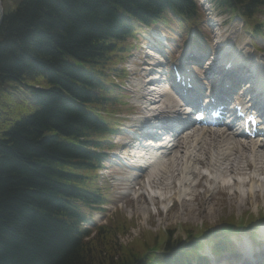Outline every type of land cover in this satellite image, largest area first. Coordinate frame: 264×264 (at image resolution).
Instances as JSON below:
<instances>
[{"label": "trees", "instance_id": "obj_1", "mask_svg": "<svg viewBox=\"0 0 264 264\" xmlns=\"http://www.w3.org/2000/svg\"><path fill=\"white\" fill-rule=\"evenodd\" d=\"M9 1L0 97L18 105L0 111V264H124L135 248L97 256L74 231L78 204L96 203L86 174L99 163L89 150L104 127L90 109L112 107L104 80L115 72L127 21L145 22L157 0ZM232 2L248 13L261 0ZM26 102L29 113L6 122ZM119 229L107 234L111 241Z\"/></svg>", "mask_w": 264, "mask_h": 264}, {"label": "bare ground", "instance_id": "obj_2", "mask_svg": "<svg viewBox=\"0 0 264 264\" xmlns=\"http://www.w3.org/2000/svg\"><path fill=\"white\" fill-rule=\"evenodd\" d=\"M177 2L182 3L179 0ZM256 87L260 91L259 84ZM147 95L143 93L141 98H156L158 92L153 89V92ZM163 104L166 107L171 106L167 98L163 100ZM179 149L181 156L175 154ZM163 158L167 159L161 165L157 163L154 167L150 166L152 173L146 176L144 186L150 195L158 198L155 201L161 202L162 205L171 202L172 196L181 198L176 218L190 217L194 212H198V216L202 217L206 211L213 215L210 209L199 205L204 199L208 206H212L218 200L225 201L229 198L237 205L239 211L248 203L257 206L259 194L264 197V180H261L264 175L263 142L242 145L230 134L202 137L201 134L189 132L183 139L174 140L172 147L164 151ZM226 163L234 165L227 167ZM190 180L194 181L193 187ZM203 182L207 186L205 189H201ZM219 183L223 190L218 189L209 194V186L212 185L215 189ZM225 190L229 193H225ZM138 210L146 215L145 206H140ZM226 213L218 211V215H224L218 223L230 217L229 212Z\"/></svg>", "mask_w": 264, "mask_h": 264}, {"label": "rangeland", "instance_id": "obj_3", "mask_svg": "<svg viewBox=\"0 0 264 264\" xmlns=\"http://www.w3.org/2000/svg\"><path fill=\"white\" fill-rule=\"evenodd\" d=\"M5 7H10V1L5 0V2H2V6ZM135 57L133 58L134 60L138 57V54L135 53ZM127 61H130V59H127ZM127 68L129 70L128 72V81L126 83V88L128 90V94H131V97L134 96V86L136 85V76L134 75V71H132L133 68H131L127 64ZM0 96L2 94L0 93ZM8 102L9 105H8ZM27 102L24 104V106L13 116L6 118V122H11L15 120L16 117H21L24 115H27L30 111V108L27 106ZM17 102H12L11 100L8 101V99L4 97H0V111L3 109L4 114L10 113L9 111L14 110L16 111L17 109ZM2 119V117L0 118ZM4 121V120H2ZM0 124L2 122L0 121ZM107 174L110 175H115L119 174L118 172H115L113 168H109L107 171ZM106 172H102L101 176L102 178L108 182V176ZM120 177L117 176L115 177L114 181H109L108 183H111L113 187L112 188V193L110 195V204L107 206V209H110V211L106 214H100L96 216L97 224H102L105 223L106 218L113 213V208L116 206H120L121 209L118 210L117 212L121 214V218L119 220V230L115 231L114 235V240L111 241L110 235L104 236L103 240H97V242H93L90 245V249L93 250L94 254L97 256H101L102 254L107 255L109 251L112 253L114 252L116 246H120L122 249L127 247H133V248H140L144 246L145 244H149L152 240L153 235H162L167 236L170 232H174L176 230L177 234L178 233H183V228H195V225H200V221L198 222L197 220L202 219L205 223L203 224H214L211 225V227L215 228L217 225V221H220L224 215H218V211H223L224 212H229L228 219L233 222V218L236 216H242L245 213H251L254 209L251 208L248 205H245L242 207L241 210H237L236 204L233 202V200H229L227 198L225 201H217V203L213 204L212 206H208L206 202L203 200L202 203L199 205L202 208L210 209L211 212H213V215H209V211H206L203 215L204 216H198V212H194L191 215L188 216H183L181 218H176L177 214V209L180 207L181 202L177 201L175 203L174 201L172 202H167L165 204H161V202H154V206H151V201L148 200H140L137 203H134V201L128 202V200H131L130 197H123L121 196V192L123 190V186L119 184ZM140 187L143 186V183H140ZM139 189V188H138ZM126 190V189H125ZM147 197V196H146ZM143 197H140L141 199ZM136 200V199H134ZM128 204V206H127ZM133 206V207H131ZM146 207L147 212L146 215L138 210V208ZM226 213V214H227ZM117 214V213H115ZM114 214V215H115ZM113 215V216H114ZM228 216V215H227ZM233 217V218H232ZM225 219V221H229ZM123 225V226H122ZM205 227H210L207 225H204ZM204 227V228H205ZM139 238L141 240H139ZM137 240V241H136ZM89 249V250H90Z\"/></svg>", "mask_w": 264, "mask_h": 264}, {"label": "water", "instance_id": "obj_4", "mask_svg": "<svg viewBox=\"0 0 264 264\" xmlns=\"http://www.w3.org/2000/svg\"><path fill=\"white\" fill-rule=\"evenodd\" d=\"M2 16H3V14H2L1 7H0V23H1V20H2Z\"/></svg>", "mask_w": 264, "mask_h": 264}]
</instances>
